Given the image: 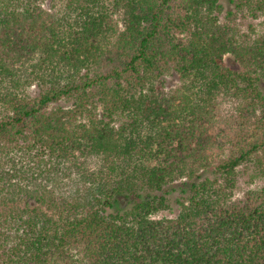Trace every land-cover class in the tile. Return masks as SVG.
Listing matches in <instances>:
<instances>
[{"label": "trees", "instance_id": "trees-1", "mask_svg": "<svg viewBox=\"0 0 264 264\" xmlns=\"http://www.w3.org/2000/svg\"><path fill=\"white\" fill-rule=\"evenodd\" d=\"M43 2L0 0V264H264V0ZM221 101L256 130L216 163Z\"/></svg>", "mask_w": 264, "mask_h": 264}, {"label": "rangeland", "instance_id": "rangeland-1", "mask_svg": "<svg viewBox=\"0 0 264 264\" xmlns=\"http://www.w3.org/2000/svg\"><path fill=\"white\" fill-rule=\"evenodd\" d=\"M223 5V14L221 15V21H226L227 15L230 12L234 13L235 23L239 26V28L243 32H247L251 30L250 27L254 25L258 30L260 29L259 24L262 21V18H254L249 12H245L246 15L242 13H238L236 11L235 5L232 3V0H221ZM67 4L66 0H44L43 7L48 10H52L53 7L59 6L64 7ZM231 16V15H230ZM232 17V16H231ZM119 19V18H118ZM115 20V26L117 32L122 29L121 23H117V18ZM119 22V20H118ZM113 35V40L114 37ZM109 68L107 65H101L100 70L106 72ZM163 79V88L165 91H173L180 87L181 83L176 74L168 73L166 76L162 77ZM28 92L31 95H34L38 92V87L36 85L28 88ZM222 104L217 108V117L215 128L211 132L214 145L212 147V158L216 163L219 159L228 157L231 151H233V147L236 143H241L243 139L246 141L249 140V137L253 132H255L254 120L250 117H246L240 115L239 112L234 111V104L230 101H221ZM62 107L70 106V102L62 101L59 104ZM237 105V104H236ZM53 107H56L53 106ZM245 116H248L245 115ZM205 176H208L212 179L215 178V175L212 169H209L205 173ZM264 188V164L257 162L254 160L252 163H247L237 170L236 176V186L232 192V198L234 200L243 198L244 194H246L249 190H259ZM186 186L183 184V181H177L173 184H170L164 188V194L168 198L169 201V209L163 210L158 214V217H174L179 213L180 205L179 200H181L186 194L185 191ZM158 194H161L160 192ZM127 207L126 203L122 205V208Z\"/></svg>", "mask_w": 264, "mask_h": 264}]
</instances>
